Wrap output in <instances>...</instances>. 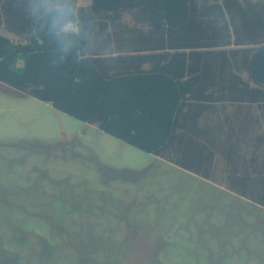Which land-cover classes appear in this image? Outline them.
Instances as JSON below:
<instances>
[{
    "label": "rangeland",
    "instance_id": "374dc122",
    "mask_svg": "<svg viewBox=\"0 0 264 264\" xmlns=\"http://www.w3.org/2000/svg\"><path fill=\"white\" fill-rule=\"evenodd\" d=\"M0 264H264V200L0 82Z\"/></svg>",
    "mask_w": 264,
    "mask_h": 264
},
{
    "label": "trees",
    "instance_id": "16d2710c",
    "mask_svg": "<svg viewBox=\"0 0 264 264\" xmlns=\"http://www.w3.org/2000/svg\"><path fill=\"white\" fill-rule=\"evenodd\" d=\"M63 7L28 17L23 42L0 34V82L211 180L220 147L211 117L227 102L264 101V0H91L88 9L73 0ZM97 21L120 38L117 49L138 53L120 62L150 69L109 75L101 70L106 60L86 58L82 38ZM76 22L78 33L63 31Z\"/></svg>",
    "mask_w": 264,
    "mask_h": 264
},
{
    "label": "crops",
    "instance_id": "0c3cea01",
    "mask_svg": "<svg viewBox=\"0 0 264 264\" xmlns=\"http://www.w3.org/2000/svg\"><path fill=\"white\" fill-rule=\"evenodd\" d=\"M72 1L0 0V34L18 43L23 42L18 35L20 30L29 27L31 22L28 17L37 18L47 12L65 10L63 5ZM90 3L91 0H78V8L88 9ZM49 27L57 25L50 24ZM87 27L90 30L96 27L97 30L87 31L88 34L82 38L85 56L106 60L101 68L106 74H136L150 69L149 64L118 60L119 57L138 53L117 49L116 42L120 38L99 30L110 27L106 22L97 21L95 26ZM63 31L76 34L79 23H70ZM211 119L209 133L220 146L216 153L217 167L212 171L211 180L225 181L229 190L241 196L251 195L264 200V101L227 102L225 112L221 115L216 113Z\"/></svg>",
    "mask_w": 264,
    "mask_h": 264
}]
</instances>
